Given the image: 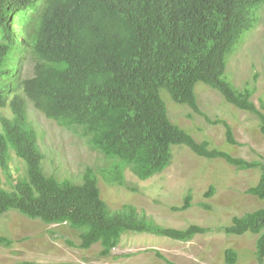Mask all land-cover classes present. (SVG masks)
Wrapping results in <instances>:
<instances>
[{
  "label": "trees",
  "instance_id": "obj_1",
  "mask_svg": "<svg viewBox=\"0 0 264 264\" xmlns=\"http://www.w3.org/2000/svg\"><path fill=\"white\" fill-rule=\"evenodd\" d=\"M263 4L264 0H0V168L9 172L13 153L26 164V174L15 179L12 189L0 182V215L17 210L46 224L66 223L79 236L78 244L68 240L69 245L88 250L99 244L102 257L110 256L130 233L189 242L214 229L199 224L165 226L131 203L112 209L99 184L101 175L110 185L139 191L130 185L127 171L141 180L161 174L173 163L175 145L210 160L223 159L240 170L259 169V181L247 193L264 199V157L247 160L212 147L209 140H196L171 120L161 93L165 89L175 102L210 120L196 93L203 82L228 103L255 115L264 134V99L258 106L255 88H239L225 75L228 56L257 25ZM27 60L34 74L23 77ZM28 100L86 139L104 155V164L87 167L81 182L48 174L38 131L29 121ZM7 107L12 118L2 111ZM213 122L224 125L228 143L239 144L230 123ZM214 193L212 185L204 196ZM193 200L190 189L171 209L186 211ZM217 229L228 235H258L256 264H264V207L234 216L230 225ZM14 242L0 235V245L11 247ZM238 260L236 249L225 250L227 264Z\"/></svg>",
  "mask_w": 264,
  "mask_h": 264
},
{
  "label": "rangeland",
  "instance_id": "obj_2",
  "mask_svg": "<svg viewBox=\"0 0 264 264\" xmlns=\"http://www.w3.org/2000/svg\"><path fill=\"white\" fill-rule=\"evenodd\" d=\"M258 12L257 25L245 33L235 51L228 56L225 75L239 88L248 84L255 88L253 100L260 106L261 99H264V4ZM33 74V64L27 60L22 66V76ZM161 93L171 120L196 140H209L212 147L247 160L264 157V134L257 117L228 103L209 85L199 82L196 93L200 109L210 120L190 106L175 102L165 89ZM5 111L12 117L9 108ZM28 112L29 121L39 134L44 152L43 165L48 174L81 182L87 167L97 169L104 164V155L93 150L86 139L49 119L31 101H28ZM217 119L232 125L239 144L232 145L226 141V128L222 123L213 122ZM173 150V163L148 180H141L127 171L130 185L138 187L139 191L110 185L100 175L102 197L115 210L126 203L134 204L139 211L165 226L183 229L190 224H199L211 227L213 231L199 234L189 242L147 233H130L122 237L110 256L102 257L99 244L88 250L69 245L68 240L78 244L79 236L68 224H46L17 210H10L0 215V235L8 236L15 242L11 247L0 245V264H16L24 260L43 263L170 264L158 257L156 251L175 264H227V248L238 251L236 264H256L258 235L250 232L240 236L228 235L217 228L230 225L234 216L264 207V199L247 193L250 186L258 183L261 171L240 170L220 158L207 159L185 145H175ZM25 174L26 164L13 153L9 172L0 168V182L7 189H12L15 179ZM212 185L215 187L214 195L204 196ZM190 189L194 195L193 206L186 211H173L171 207L180 205Z\"/></svg>",
  "mask_w": 264,
  "mask_h": 264
},
{
  "label": "clouds",
  "instance_id": "obj_3",
  "mask_svg": "<svg viewBox=\"0 0 264 264\" xmlns=\"http://www.w3.org/2000/svg\"><path fill=\"white\" fill-rule=\"evenodd\" d=\"M228 67V66H227ZM227 71V70H226ZM28 101H30V100H28ZM34 105V104H33ZM8 108V107H7ZM7 108H4V109H2V111L4 112V114H6V111H5V109H7ZM36 108V107H35ZM10 109V108H9ZM37 109V108H36ZM39 110V109H38ZM40 111V110H39ZM12 112V111H11ZM42 112V111H41ZM29 113V112H28ZM7 115V114H6ZM29 115V114H28ZM8 117H10L9 115H7ZM12 117H13V114H12ZM11 117V118H12ZM50 119V118H49ZM51 120H53V119H51ZM53 121H55V120H53ZM56 122V121H55ZM33 125V124H32ZM60 125V124H59ZM61 126V125H60ZM180 126V125H179ZM35 127V126H34ZM62 127H64V126H62ZM66 128V127H65ZM69 129V128H68ZM44 162V161H43ZM55 224H60V223H55ZM66 224V223H65Z\"/></svg>",
  "mask_w": 264,
  "mask_h": 264
}]
</instances>
